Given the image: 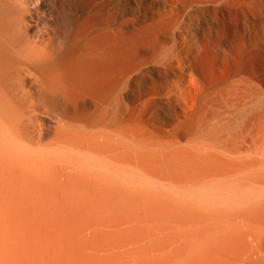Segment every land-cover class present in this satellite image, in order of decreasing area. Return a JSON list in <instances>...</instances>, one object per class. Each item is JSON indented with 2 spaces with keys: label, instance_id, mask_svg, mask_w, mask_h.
<instances>
[{
  "label": "bare ground",
  "instance_id": "obj_1",
  "mask_svg": "<svg viewBox=\"0 0 264 264\" xmlns=\"http://www.w3.org/2000/svg\"><path fill=\"white\" fill-rule=\"evenodd\" d=\"M65 1L69 41L35 36L58 26L53 8L47 20L0 0V264H264L261 149L242 133L175 150L87 119L89 93L67 94L87 82V0Z\"/></svg>",
  "mask_w": 264,
  "mask_h": 264
},
{
  "label": "rangeland",
  "instance_id": "obj_2",
  "mask_svg": "<svg viewBox=\"0 0 264 264\" xmlns=\"http://www.w3.org/2000/svg\"><path fill=\"white\" fill-rule=\"evenodd\" d=\"M12 4L47 20L53 8L58 26L35 36L46 40L53 29L71 39L62 17L65 0ZM252 45L264 47V0H87V86L73 85L67 94L89 93L87 119L106 126L119 119L122 127L176 143L175 150L192 151L195 144L215 150L221 140L245 134L250 152L264 153V144L256 142V119L264 114V58ZM70 106L63 107L67 116L80 113Z\"/></svg>",
  "mask_w": 264,
  "mask_h": 264
}]
</instances>
